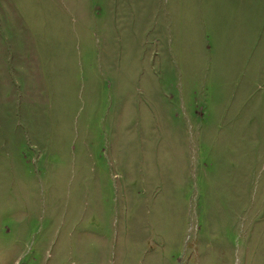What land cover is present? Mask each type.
Here are the masks:
<instances>
[{"label":"rangeland","instance_id":"1","mask_svg":"<svg viewBox=\"0 0 264 264\" xmlns=\"http://www.w3.org/2000/svg\"><path fill=\"white\" fill-rule=\"evenodd\" d=\"M0 264H264V0H0Z\"/></svg>","mask_w":264,"mask_h":264}]
</instances>
